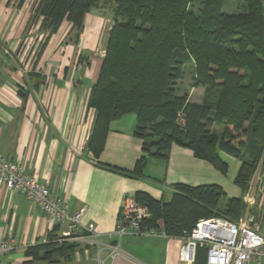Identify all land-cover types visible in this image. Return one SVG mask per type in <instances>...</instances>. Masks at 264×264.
Masks as SVG:
<instances>
[{"label":"trees","instance_id":"obj_1","mask_svg":"<svg viewBox=\"0 0 264 264\" xmlns=\"http://www.w3.org/2000/svg\"><path fill=\"white\" fill-rule=\"evenodd\" d=\"M25 0H20L22 4ZM238 1L237 11L224 10ZM108 0H37L30 29L40 18L46 40L64 20L79 31L87 12ZM198 3V4H197ZM113 25L105 57L93 84L89 107L96 112L86 147L96 159L104 149L112 121L134 113V135L142 154L129 170L98 161L107 170L131 178L145 176L149 157H169L173 144L190 148L227 174L221 153L242 164L235 183L245 188L264 151V0H113ZM193 63V86L204 87L201 102L177 92L184 67ZM217 129L219 131H217ZM169 200L146 192L136 194L147 204L146 224L180 238L203 218L237 220L243 194L228 197L218 184H173ZM60 226L26 251L28 262L71 259L84 247L59 241ZM208 249L198 247L193 264L207 263Z\"/></svg>","mask_w":264,"mask_h":264},{"label":"crops","instance_id":"obj_2","mask_svg":"<svg viewBox=\"0 0 264 264\" xmlns=\"http://www.w3.org/2000/svg\"><path fill=\"white\" fill-rule=\"evenodd\" d=\"M0 0V151L18 162L50 190L63 197L73 215L85 208L78 232L91 247L71 259L28 262L27 248L46 238L52 222L23 193L0 186V243L16 241L6 264H184L178 238L124 235L111 254L117 220L126 194L146 192L169 200L173 184H218L226 175L190 148L173 144L169 157H149L145 176L131 178L98 165V161L132 170L142 154L134 135L136 115L128 113L110 124L98 159L87 149L95 110L89 96L99 75L113 25V0L87 12L77 30L64 20L47 40L42 18L29 28L37 0ZM188 87L189 99L201 102L204 87ZM227 176L236 178L242 162L221 153ZM225 190V189H224ZM238 197L240 195H233ZM93 223L94 232L83 225ZM69 225L60 227L59 234ZM98 243V245H96ZM96 245V246H95Z\"/></svg>","mask_w":264,"mask_h":264},{"label":"built area","instance_id":"obj_3","mask_svg":"<svg viewBox=\"0 0 264 264\" xmlns=\"http://www.w3.org/2000/svg\"><path fill=\"white\" fill-rule=\"evenodd\" d=\"M0 186L8 190L23 193L37 204L55 225H69L68 230L60 234L59 241H86L78 233L82 227L85 208L71 215L69 205L60 195L54 194L48 185L26 171L21 164L11 160L0 151ZM252 192L247 195L251 198ZM151 217L147 204L138 200L135 194H126L117 220L115 244H110L111 254L118 250L121 238L127 234L154 235L163 231L149 226L146 221ZM88 232L95 231V225H83ZM180 261L193 264L198 247L208 249V264H264V214L256 212L249 205L237 220L222 216L203 218L191 232L178 238ZM13 238H6L0 243V264H6L4 258L16 248Z\"/></svg>","mask_w":264,"mask_h":264},{"label":"rangeland","instance_id":"obj_4","mask_svg":"<svg viewBox=\"0 0 264 264\" xmlns=\"http://www.w3.org/2000/svg\"><path fill=\"white\" fill-rule=\"evenodd\" d=\"M237 4H241V2L226 1L224 5V10L227 12L237 11L236 9ZM194 72H195L194 64L191 62L187 63L184 67L183 80H181L177 86L178 93H183L187 91L188 87L192 85L191 77L192 75H194ZM219 130L217 129V131ZM227 174H224L226 175V179L224 182V189H225L224 191L226 192V195L221 201V203H223L222 208H224L225 202L228 199V197H232L233 195L241 196L243 194L242 187L239 184L235 183L234 179H231L230 177H228ZM249 192L253 193V195L250 194L251 198L247 197ZM243 202H244V208L242 209L239 218L243 215V213L246 211L249 205L252 207L254 211L264 214V151L262 153V156L256 163L251 180L249 181V183L247 184L245 188V191L243 194ZM79 242L82 246L91 245V243L86 242V241H79ZM96 245H98V243Z\"/></svg>","mask_w":264,"mask_h":264},{"label":"water","instance_id":"obj_5","mask_svg":"<svg viewBox=\"0 0 264 264\" xmlns=\"http://www.w3.org/2000/svg\"><path fill=\"white\" fill-rule=\"evenodd\" d=\"M117 240H115L113 243H116Z\"/></svg>","mask_w":264,"mask_h":264}]
</instances>
